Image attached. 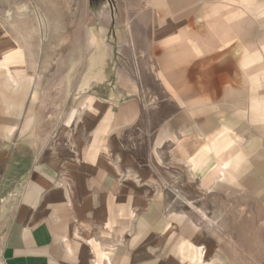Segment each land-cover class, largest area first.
I'll return each instance as SVG.
<instances>
[{
  "label": "rangeland",
  "instance_id": "374dc122",
  "mask_svg": "<svg viewBox=\"0 0 264 264\" xmlns=\"http://www.w3.org/2000/svg\"><path fill=\"white\" fill-rule=\"evenodd\" d=\"M0 92L25 172L119 179L54 264H264V0H0Z\"/></svg>",
  "mask_w": 264,
  "mask_h": 264
},
{
  "label": "crops",
  "instance_id": "0c3cea01",
  "mask_svg": "<svg viewBox=\"0 0 264 264\" xmlns=\"http://www.w3.org/2000/svg\"><path fill=\"white\" fill-rule=\"evenodd\" d=\"M5 75L12 85H18L22 79L16 78L10 70L6 71ZM120 87L121 92L126 93V87ZM141 90L144 92L143 89ZM6 93L9 94L8 90ZM0 94L3 95L1 92ZM114 95H118V92H114ZM8 96L7 107L11 108V111L8 110L11 113L7 112L5 122L9 120L13 122L18 114L17 108L20 100L14 98V94L11 99L10 94ZM86 98L88 100L89 97ZM89 100L92 99L89 98ZM112 101H117V97ZM128 109L131 110L129 121L132 122L137 113L132 108ZM25 117L28 116L25 115L22 119L24 120ZM120 118L124 120L123 117L120 116ZM125 119L128 120V117ZM25 126L23 121L19 131L23 132L22 127ZM8 127L7 131L13 132V127L10 129ZM107 127L110 130L113 126L108 125ZM102 131L104 130L88 129L86 125H79L75 128L71 126L69 129V132L77 133L74 142L80 141L83 133ZM44 162L46 163L44 165L51 167L59 164V162ZM44 162H33L31 172H25L21 166H24L23 163L29 164L28 161L0 138V264H54L55 258H71L73 252L65 232L71 230L75 221L86 222L80 220L79 216L93 212L94 206L91 204L93 198L101 195V189L104 187L110 191L107 195L105 194L107 199L104 209L107 213V221L108 223L114 222H111L110 217L117 214L115 213L116 207L114 209L110 207V197L114 196L110 194H113V187L119 179H117L116 170H111L110 164H106L102 171L99 170L100 165L104 164L102 159L97 162L96 166L99 168L96 174L98 176L100 171L104 178L100 179L101 182L90 180V178L87 180L81 176L80 186L76 187L67 184L64 177L59 178V184H55L50 169L42 167L41 164ZM88 170L94 171L88 169L87 164L79 169L81 175L87 174ZM88 176L93 177L94 175ZM79 184L76 182V185ZM125 210L126 207L122 208V206L121 210L118 209L122 212ZM46 212L51 213L50 219L44 217Z\"/></svg>",
  "mask_w": 264,
  "mask_h": 264
},
{
  "label": "bare ground",
  "instance_id": "6f19581e",
  "mask_svg": "<svg viewBox=\"0 0 264 264\" xmlns=\"http://www.w3.org/2000/svg\"><path fill=\"white\" fill-rule=\"evenodd\" d=\"M15 42V41H14ZM12 47H8V49H11ZM170 227V226H169ZM200 232H199V235H198V237H200V239L202 240L203 239V232H202V230L200 229L199 230ZM89 242V241H88ZM91 245V244H90ZM95 248V247H94Z\"/></svg>",
  "mask_w": 264,
  "mask_h": 264
}]
</instances>
